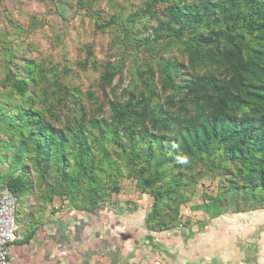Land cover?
<instances>
[{"label":"rangeland","instance_id":"374dc122","mask_svg":"<svg viewBox=\"0 0 264 264\" xmlns=\"http://www.w3.org/2000/svg\"><path fill=\"white\" fill-rule=\"evenodd\" d=\"M165 6L161 0H0V190L19 177L29 182L16 197V219L35 218L56 203L89 210L144 194L153 207L160 198L159 213L165 219L177 215L178 228L190 224L196 234H238L255 251L250 263L264 264V193L243 183L234 191L236 165L205 155L173 166L149 165L143 158L132 163L128 146L134 142L125 152L106 142L95 146L83 172L76 154L69 156V183L55 167L41 171L35 165L30 135L38 126L13 117L24 107L56 128L82 124L95 136L99 126L92 122L110 123V103L123 102L125 90L143 92L142 79L155 85L153 102L165 110L172 94L161 89V70L168 60L188 64L190 38L173 42L168 31L158 29ZM149 8L156 10L153 15L146 14ZM97 24L110 27L102 31ZM29 63L41 70L27 82L28 95L14 97L12 74L26 76ZM106 65L117 71L110 87L102 80ZM155 175L161 181L146 186L144 180Z\"/></svg>","mask_w":264,"mask_h":264},{"label":"trees","instance_id":"16d2710c","mask_svg":"<svg viewBox=\"0 0 264 264\" xmlns=\"http://www.w3.org/2000/svg\"><path fill=\"white\" fill-rule=\"evenodd\" d=\"M161 1L166 6L158 29L168 31L173 42L190 35L185 41L188 64L168 60L161 70V89L172 94L165 110L154 104L156 87L144 79L143 92L125 90L123 102L110 103V123L92 122L99 126L95 136L82 124L71 130L56 128L40 120L38 112L23 107L13 117L38 126L30 135L29 151L35 165L41 171L55 167L70 183L66 167L73 153L83 172L97 144L107 142L125 152L127 143L134 142L128 146L132 163L143 158L149 165L173 166L179 161L191 164L203 155L218 157L238 167L234 191L241 190L243 183V188L264 193V0ZM155 11L149 8L146 14ZM96 17L100 21L99 14ZM96 27L105 31L110 24ZM40 70L29 63L26 76L12 74V95H28L27 82L34 81V72ZM116 75L112 66H105V87L112 85ZM140 171L146 173L144 168ZM144 181L146 186L156 185L161 178L155 175ZM26 185L29 182L19 177L8 182L6 189L17 197ZM229 192L227 188V195ZM159 200L156 198L147 222L152 231H168L180 219L177 215L165 219L159 213L163 205Z\"/></svg>","mask_w":264,"mask_h":264},{"label":"crops","instance_id":"0c3cea01","mask_svg":"<svg viewBox=\"0 0 264 264\" xmlns=\"http://www.w3.org/2000/svg\"><path fill=\"white\" fill-rule=\"evenodd\" d=\"M143 195L86 211L56 203L53 208L58 209L48 207L35 218L19 216L15 222L19 240L11 246L10 260L14 264L255 262V251L238 234H196L190 224L150 230L147 217L152 204Z\"/></svg>","mask_w":264,"mask_h":264},{"label":"built area","instance_id":"2783aa9c","mask_svg":"<svg viewBox=\"0 0 264 264\" xmlns=\"http://www.w3.org/2000/svg\"><path fill=\"white\" fill-rule=\"evenodd\" d=\"M17 198L7 189L0 190V264H14L10 260L11 246L19 240L16 234Z\"/></svg>","mask_w":264,"mask_h":264}]
</instances>
